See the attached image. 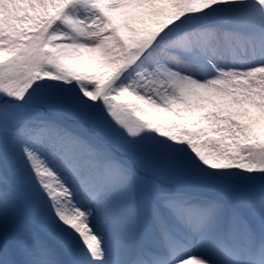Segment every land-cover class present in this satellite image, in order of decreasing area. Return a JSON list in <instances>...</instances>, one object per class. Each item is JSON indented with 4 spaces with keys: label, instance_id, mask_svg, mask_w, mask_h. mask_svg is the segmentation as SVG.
<instances>
[{
    "label": "snow or ice",
    "instance_id": "1",
    "mask_svg": "<svg viewBox=\"0 0 264 264\" xmlns=\"http://www.w3.org/2000/svg\"><path fill=\"white\" fill-rule=\"evenodd\" d=\"M0 264H264V0H0Z\"/></svg>",
    "mask_w": 264,
    "mask_h": 264
}]
</instances>
